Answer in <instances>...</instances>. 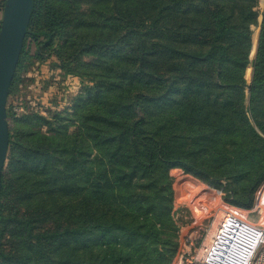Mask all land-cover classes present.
<instances>
[{"label": "trees", "instance_id": "obj_1", "mask_svg": "<svg viewBox=\"0 0 264 264\" xmlns=\"http://www.w3.org/2000/svg\"><path fill=\"white\" fill-rule=\"evenodd\" d=\"M258 1L34 0L10 94L28 39L94 85L55 120L13 117L0 264H170L175 167L253 205L264 182Z\"/></svg>", "mask_w": 264, "mask_h": 264}, {"label": "rangeland", "instance_id": "obj_2", "mask_svg": "<svg viewBox=\"0 0 264 264\" xmlns=\"http://www.w3.org/2000/svg\"><path fill=\"white\" fill-rule=\"evenodd\" d=\"M4 3L5 0H0V19H2L3 15ZM263 8L264 0H259L257 9L261 12ZM261 17L262 15H260L259 17V24H261L262 22L260 21ZM253 29V49L250 54L251 59H253L255 56L256 41L260 26H254ZM59 41L63 42V40ZM36 44V41H33L32 39L27 40V54L25 56L23 66L18 73L14 89L12 93L9 94L8 108H11L13 112L12 118H8L9 131L10 127L14 128L15 126L14 118L16 116L18 117L30 111L40 112L43 115H46L47 118L52 120H55L52 117L55 115L56 112L62 113L63 116H65L67 113H72L74 110L73 106L75 103V99H77L81 95H85L87 88L92 87L94 85V82L90 81L87 77L83 78L79 74H68V72H66V70L61 66L60 62L56 59L54 55H47L46 52L44 53L43 57L37 55ZM85 62H90L89 55L84 56L81 65H83ZM83 68V71H85L86 67ZM251 70L252 68L250 67V75L252 72ZM250 75H248V79L250 78ZM64 122L65 120L59 119L53 121L52 125L54 126L62 124ZM43 129L44 131H46L47 126H44ZM74 129H76V126L72 125L70 127V130L72 131ZM8 156L4 171L6 170L7 165L9 163ZM170 175L173 177L172 186L174 189V196L172 201V215L175 219V222L176 220L179 221V219L182 217L179 216L177 218L176 212L175 214H173L175 206H181L184 208L185 211H187L190 203L194 207L195 204H197L198 208H204V205L211 206L212 203L219 204L220 194L222 199H224L225 192L223 188H216L212 185L203 182L194 175L187 173L184 168H172L170 170ZM187 177L199 181L200 185L193 181H186ZM202 187H204L206 191L198 192L199 189H202ZM15 194L16 193H13L11 194V196ZM189 195L192 197H188ZM188 200L190 202H188ZM224 201L227 205H229L228 207H230L231 210L236 211V205L227 202L225 199ZM250 218H254V215L251 214Z\"/></svg>", "mask_w": 264, "mask_h": 264}, {"label": "built area", "instance_id": "obj_3", "mask_svg": "<svg viewBox=\"0 0 264 264\" xmlns=\"http://www.w3.org/2000/svg\"><path fill=\"white\" fill-rule=\"evenodd\" d=\"M228 206L221 194L219 204L204 208L197 209L190 203L185 211L175 206L173 214L182 217L176 220L178 245L170 264H264V183L250 208L236 206L234 211Z\"/></svg>", "mask_w": 264, "mask_h": 264}, {"label": "water", "instance_id": "obj_4", "mask_svg": "<svg viewBox=\"0 0 264 264\" xmlns=\"http://www.w3.org/2000/svg\"><path fill=\"white\" fill-rule=\"evenodd\" d=\"M33 9L34 0H5L0 24V205L2 175L10 144L8 98Z\"/></svg>", "mask_w": 264, "mask_h": 264}, {"label": "bare ground", "instance_id": "obj_5", "mask_svg": "<svg viewBox=\"0 0 264 264\" xmlns=\"http://www.w3.org/2000/svg\"><path fill=\"white\" fill-rule=\"evenodd\" d=\"M186 181H193V182H196L197 184L200 185V182H199V181H197V180H195V179H193V178H190V177H187ZM192 188H195V187H192ZM205 191H206V189H205L204 187H202V189H199L198 192H205ZM199 194H200V193H199ZM188 197H192V196L189 195ZM200 197H202V196H200ZM221 207H222V206H221ZM195 208L198 209L197 204H195ZM223 208H224V207H223ZM222 210L224 211V209H222ZM223 211L219 212V214H218V219H217V221H216L215 224H214V229H213V231H215V230L217 229L218 220H220V218H221V216H222V214H223ZM263 217H264V215H263Z\"/></svg>", "mask_w": 264, "mask_h": 264}, {"label": "crops", "instance_id": "obj_6", "mask_svg": "<svg viewBox=\"0 0 264 264\" xmlns=\"http://www.w3.org/2000/svg\"><path fill=\"white\" fill-rule=\"evenodd\" d=\"M177 169V168H176Z\"/></svg>", "mask_w": 264, "mask_h": 264}]
</instances>
